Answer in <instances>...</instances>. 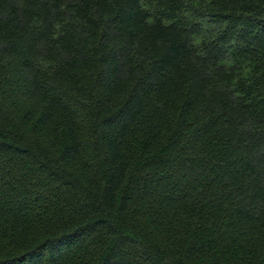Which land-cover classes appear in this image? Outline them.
Masks as SVG:
<instances>
[{
	"label": "trees",
	"instance_id": "trees-1",
	"mask_svg": "<svg viewBox=\"0 0 264 264\" xmlns=\"http://www.w3.org/2000/svg\"><path fill=\"white\" fill-rule=\"evenodd\" d=\"M0 264H264V0H0Z\"/></svg>",
	"mask_w": 264,
	"mask_h": 264
}]
</instances>
